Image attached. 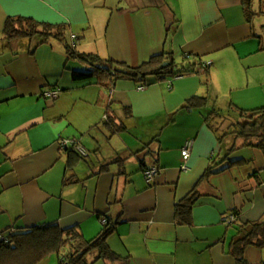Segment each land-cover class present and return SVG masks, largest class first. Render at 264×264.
Returning <instances> with one entry per match:
<instances>
[{
	"label": "crops",
	"instance_id": "crops-1",
	"mask_svg": "<svg viewBox=\"0 0 264 264\" xmlns=\"http://www.w3.org/2000/svg\"><path fill=\"white\" fill-rule=\"evenodd\" d=\"M251 1L248 15L244 0H3L0 233L58 225L92 240L108 219L117 224L109 246L127 264H237L230 246L239 227L264 220V152L241 148L227 158L235 139L220 142L205 118L264 108V23L256 25ZM17 17L65 24L78 52L133 68L163 55L176 67L201 60L194 73L147 86L121 80L106 91L97 77L74 79L89 68L62 42L3 41L7 20ZM192 97L209 98L207 106L185 108ZM108 115L125 130L102 127ZM150 143L153 152L141 156L160 169L152 183L136 156ZM71 156L81 157L76 166ZM211 166L217 173L202 180ZM195 188L190 225L181 224L177 205ZM245 259L264 264V248L248 247Z\"/></svg>",
	"mask_w": 264,
	"mask_h": 264
},
{
	"label": "trees",
	"instance_id": "trees-1",
	"mask_svg": "<svg viewBox=\"0 0 264 264\" xmlns=\"http://www.w3.org/2000/svg\"><path fill=\"white\" fill-rule=\"evenodd\" d=\"M251 2V0H244L245 11L248 15L251 14ZM68 31L69 28L65 24L52 25L17 17L7 20L2 38L3 41L10 44L25 39L37 41V46L52 44L56 41L64 43L69 57L82 62L89 68L87 73L74 74V79L80 81L97 77L100 87L106 91H110L121 80L147 86L150 78L153 77L160 79L175 78L194 73L196 65L201 60H195L189 67H176L174 60L169 62V57L166 58L163 55L152 58L140 67L133 68L124 63L103 59L97 55L78 52L68 43ZM166 61L170 63L169 67H164ZM208 68L204 65L203 70L199 72H207ZM208 101L209 98L192 97L186 101L185 108L189 110L204 108ZM231 113L236 114V117L233 115L230 117L221 114L218 110H213L205 118L210 128L221 132L220 142L227 137L235 139L236 145L230 150L227 158L231 152L241 148H253L264 152V108L247 111L232 107ZM125 114L129 117L130 110L125 109ZM225 119L232 120V124L224 130L222 123ZM102 127L108 128L113 134L125 130L124 124H117L116 118L114 119L110 115L102 123ZM237 142L241 144L238 145L239 147ZM152 146L153 143H150L136 154L141 164L144 163L141 154L145 152V156L150 155L153 152ZM80 160V156H71V166H76ZM216 168L215 166L208 168L202 180L209 179L217 173ZM147 169L148 167L143 164V170ZM197 190L198 188H195L177 205L176 212L179 223L190 225L193 205L200 197ZM235 216L237 217V215ZM106 221L101 233L92 240H87L77 228L64 230L58 225L37 226L24 233H11L9 240L0 244V264H38L54 254L58 255L59 264H95L98 261L109 264H127V259L115 253L108 243L109 238L116 232L117 224L110 223L108 219ZM251 246L259 249L264 248V220L249 222L239 227V233L230 246V254L237 264H248L245 259V251ZM93 254L95 259L90 262L88 258Z\"/></svg>",
	"mask_w": 264,
	"mask_h": 264
},
{
	"label": "built area",
	"instance_id": "built-area-1",
	"mask_svg": "<svg viewBox=\"0 0 264 264\" xmlns=\"http://www.w3.org/2000/svg\"><path fill=\"white\" fill-rule=\"evenodd\" d=\"M205 66H206V67H210V66H211V63H207ZM142 89H144V87H143ZM44 95H45L46 97L50 98V99L56 100V99L59 98L60 93H59V91H56V90H48L47 92H45ZM63 144H64L65 146H67V143H66V142H64ZM192 144H193V142L190 141V142L185 146V148H184L183 151H182V155H183V161H184V163H186V162L188 161V159L190 158L191 149H192ZM75 146H76V145H74V147H75ZM77 150H78L81 154L85 155V150H84V149H82V148H77ZM184 168H185V167H184ZM159 173H160V169H159V167H157V166H153V167H150V168H148L147 170H145V171H144V177H145L146 182H148V183H152V182L155 180V178L159 175ZM106 222H107V221L104 219V220L102 221V224L104 225V224H106ZM224 222H225L227 225H232V224H234V223L237 222V217H236L235 215H231V216L225 218V219H224ZM8 240H9V234L0 233V244H1V243H4V242H7Z\"/></svg>",
	"mask_w": 264,
	"mask_h": 264
},
{
	"label": "rangeland",
	"instance_id": "rangeland-1",
	"mask_svg": "<svg viewBox=\"0 0 264 264\" xmlns=\"http://www.w3.org/2000/svg\"><path fill=\"white\" fill-rule=\"evenodd\" d=\"M254 2V4H255V10L259 13V19H257L256 18V20H255V23H256V25H258V24H262V23H264V0H254L253 1ZM232 124V120L231 121H229V120H223V123H222V125H223V127H225L224 128V130L229 126V125H231ZM222 127V126H221ZM222 127V128H223ZM94 259H95V255L93 254V255H90L89 256V258H88V260L90 261V262H93L94 261ZM38 264H59V258H58V255L57 254H54V255H50L49 257H47V258H45L44 260H42L40 263H38Z\"/></svg>",
	"mask_w": 264,
	"mask_h": 264
},
{
	"label": "water",
	"instance_id": "water-1",
	"mask_svg": "<svg viewBox=\"0 0 264 264\" xmlns=\"http://www.w3.org/2000/svg\"><path fill=\"white\" fill-rule=\"evenodd\" d=\"M167 66H169V64H168V63L164 65V67H167Z\"/></svg>",
	"mask_w": 264,
	"mask_h": 264
},
{
	"label": "snow or ice",
	"instance_id": "snow-or-ice-1",
	"mask_svg": "<svg viewBox=\"0 0 264 264\" xmlns=\"http://www.w3.org/2000/svg\"><path fill=\"white\" fill-rule=\"evenodd\" d=\"M3 2V0H0V3H2Z\"/></svg>",
	"mask_w": 264,
	"mask_h": 264
},
{
	"label": "bare ground",
	"instance_id": "bare-ground-1",
	"mask_svg": "<svg viewBox=\"0 0 264 264\" xmlns=\"http://www.w3.org/2000/svg\"><path fill=\"white\" fill-rule=\"evenodd\" d=\"M106 220V219H105ZM7 234H11V233H7Z\"/></svg>",
	"mask_w": 264,
	"mask_h": 264
}]
</instances>
